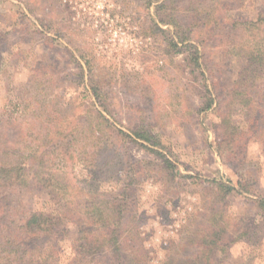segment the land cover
<instances>
[{
    "label": "rangeland",
    "instance_id": "rangeland-1",
    "mask_svg": "<svg viewBox=\"0 0 264 264\" xmlns=\"http://www.w3.org/2000/svg\"><path fill=\"white\" fill-rule=\"evenodd\" d=\"M2 166L57 188L0 186L3 216L72 191L74 214L116 205L147 264L197 255L215 224L235 239L216 262L264 264V0H0Z\"/></svg>",
    "mask_w": 264,
    "mask_h": 264
},
{
    "label": "trees",
    "instance_id": "trees-1",
    "mask_svg": "<svg viewBox=\"0 0 264 264\" xmlns=\"http://www.w3.org/2000/svg\"><path fill=\"white\" fill-rule=\"evenodd\" d=\"M168 1L173 3V0ZM193 64L198 66L196 58L193 59ZM204 106L207 108L211 105L208 103ZM132 135L141 140L146 139L144 135L136 132ZM158 155L166 168L173 170L172 162L161 154L158 153ZM41 173L40 169L18 172L16 168L2 166L0 167V186L13 189L15 184L17 187L24 185L28 187V183H35L42 189H49L52 186L54 190H57L52 185V179L40 176ZM214 185L222 192L223 199L225 195L234 191L231 186L219 183ZM71 192L65 193V199L63 198V203H60L61 213L27 211L21 217H14L11 212L4 216V213L0 212V264H58L57 257L64 251L61 243L67 237L71 238L69 244L71 257L66 264H147L146 251L139 239L135 237V243H139L136 246L125 244L126 238L117 223L119 217L106 212L107 209L116 211L118 208L116 205L104 207L103 203L87 204L88 202L83 201L79 202L78 210L76 206L77 214H74L72 210L70 211ZM3 200L0 207L5 204ZM258 205L264 212V200L258 201ZM69 223L75 225L72 237L67 231L69 228L66 227ZM214 226H207L202 232L196 231L195 240L200 246L197 255L186 258L174 257L166 259L161 264H222L225 262L227 258L220 259L219 263L216 262L217 257L228 256V250L235 239L228 237L222 225L215 226L218 230L212 229Z\"/></svg>",
    "mask_w": 264,
    "mask_h": 264
}]
</instances>
